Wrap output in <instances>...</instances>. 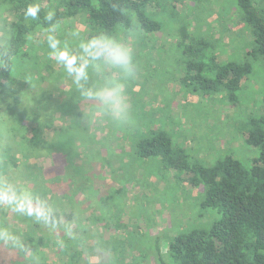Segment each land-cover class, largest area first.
Instances as JSON below:
<instances>
[{"label": "trees", "instance_id": "1", "mask_svg": "<svg viewBox=\"0 0 264 264\" xmlns=\"http://www.w3.org/2000/svg\"><path fill=\"white\" fill-rule=\"evenodd\" d=\"M194 1L200 3L204 12L210 13L213 8L209 4L213 3L221 10L220 3L216 2L218 0ZM229 1L231 9L221 14L223 21L226 20V16H230L234 19L232 24L236 25L235 29L233 25L226 26V30L230 29L232 33L228 37V42H221L223 34L212 30V27H207L208 30L204 31L198 30L201 19L198 13H193L192 16V13H188L180 17L176 5L182 3L181 0H59L52 7L49 1L45 3L44 0H2L1 3L0 19L4 18V22L0 25L2 31L0 34V102L10 100L8 106L12 102L20 104L22 94L30 89L29 74H22L21 67L24 66L23 64L31 66L36 62L33 61V58L37 56L34 52L35 46L29 44L32 40L31 35L41 30L49 31L52 28H59L62 23L71 18L82 17L87 40L100 33L111 34L126 40L130 37L135 54H145L146 49L154 53L155 47L157 60L154 68L165 65L162 63L163 60H167L165 53L174 54L167 65V68L172 71V76L162 82L168 80L176 83L178 89H170V97L167 101L162 103L158 100L157 109H146L151 95L145 93L143 96L140 95V89H133L131 84L134 79L136 83L145 82L146 78L141 81L142 75L139 74V68L146 69V75H149L147 69L149 62L145 59L140 61L136 59L137 71L134 76L136 78H131L126 86L127 98L132 109L131 122L124 126H116L104 119L108 124L106 133L109 141L108 150L113 141L117 140L124 152L121 157L133 154L143 159L157 158L163 168H169L175 181L182 180L188 185L199 188L198 218L185 223L183 231L174 233L168 238L166 252L160 251L159 238L156 239V264H264V0ZM32 6L39 8L35 17L26 14L28 8ZM197 7V4H194L193 9L196 11ZM3 13L7 15V18L3 17ZM50 14L51 19H49ZM193 25L196 27L195 32L190 29ZM162 31L173 35V40L167 45L156 48L155 37ZM229 46L231 47L227 49ZM158 54L163 56L159 57ZM28 60H31V63ZM44 69L49 75L51 67L48 63ZM46 78L47 75L40 74L38 83L34 84L40 92L42 103V105L36 104L35 109H38L36 114L39 113L42 116L46 115L45 110L49 118L50 115L53 117V111L57 112L60 108L53 106L52 92L48 87L41 86L42 80L45 81ZM253 79L260 82L259 88L255 84L252 85ZM60 87L54 84L56 96L59 92L64 93ZM247 87L251 88L253 97L250 103L244 104H249L250 108L245 106L243 118L239 119L241 124L237 125L239 127L237 135L240 134L251 153L238 157L234 150L229 148V151H225L221 157L209 165L197 159L189 162V148L183 142L185 139L173 137L166 129V124L173 129L180 122L181 115L170 109L174 97L180 93L183 96L191 90L198 93L218 92L220 93L218 100L223 102L222 106L231 108L228 110L231 112L235 109L233 108L235 103L243 102L241 90ZM68 94L74 95L73 91L66 92V95ZM160 94L154 93L153 96L157 98ZM68 100H65L64 105H60V110L62 112L63 109L65 110L62 113L63 116H60L71 117L74 122L77 116L82 115V111L76 110L79 108L77 98ZM68 107L71 109L66 110ZM30 108L32 109L33 106ZM164 109L168 114L159 115ZM70 113L72 116H69ZM147 113L150 114L147 115ZM75 114L77 116H74ZM42 118L45 120V117L38 116L24 126L26 131L24 134L27 131L29 133V137L26 135L25 138H28L26 140L34 149L38 148L39 144L44 145L45 142L47 146L53 145L51 142L54 139L48 140L50 142L42 140L44 135L46 136L45 130L54 132V135L59 131L58 126L52 128V120L49 119V123L42 121ZM157 122L158 125H156ZM235 122L238 124V120ZM140 129L144 134H141L142 136ZM59 149L64 157H71L72 161L66 159L65 162L67 172L72 166L71 162L74 165L77 164L75 162L79 157L77 152L79 148L75 143L72 144V149L75 151L73 155H69L64 147ZM32 180L39 182L34 178ZM106 187L102 191L96 188L95 191L98 194H106ZM36 188L45 189L44 196L48 195L49 190L43 182L31 188L29 191L31 195L37 194ZM60 202L54 198L50 200L55 222L45 220V227L37 224L29 225L32 226L30 233L26 231L23 239L17 243L21 259L17 256L18 260L13 261L12 264H72L76 256L87 250L84 243L86 230L70 232L61 227L65 233L60 236L50 233L52 228L58 227L62 215L66 221L71 218L70 213H64L65 210L59 209ZM208 210L218 212L220 217L207 228L199 227V220H205L209 216L206 212ZM99 215L104 217L103 213L99 212ZM108 220L111 223V229L115 228L120 232V229L125 228L124 223L116 222L117 217L114 219L111 216ZM136 229H138L137 225L133 230ZM141 233L142 231L127 232L129 241L134 242L135 237ZM116 239L115 236L110 239L112 259L107 260L108 263L105 264H145L147 259L143 248L118 245ZM49 242L55 247L59 260L57 258L55 261H49L48 256H37L41 246ZM67 246H70L71 250L66 248ZM105 250L104 248L102 251L105 252ZM125 252L133 256L131 262L121 259L125 256ZM133 252L137 254L133 255Z\"/></svg>", "mask_w": 264, "mask_h": 264}, {"label": "rangeland", "instance_id": "2", "mask_svg": "<svg viewBox=\"0 0 264 264\" xmlns=\"http://www.w3.org/2000/svg\"><path fill=\"white\" fill-rule=\"evenodd\" d=\"M44 1L45 3L49 1L52 7L59 0ZM181 2L176 5L180 17L188 13H192L191 16L193 13H198L201 18L198 19L200 24L198 30L204 31L208 30L207 27H212V30H217L223 34L221 42L229 41L228 37L232 33L230 29L226 30V26L233 25L235 29L236 25L232 24L234 19L226 16V20L223 21L221 18V14L231 9L229 0L216 1L220 3L222 11L215 7V3L209 4L213 8L210 13L202 11L200 3L194 0H181ZM1 3L2 0H0V9L2 8ZM194 4L198 6L196 11L193 9ZM3 17L7 18V15L3 13ZM3 22L4 18L0 19V25ZM190 29L195 32V25ZM1 32L0 29V34ZM50 37L58 42L56 49L52 47ZM30 38L32 40L29 44L35 46L34 52L37 55L33 58V61L37 63L34 62L31 66L23 64L24 66L21 67L22 74H29L30 89L22 94L20 104L12 102L8 106L10 100H4L3 103L1 100L0 102V105L3 106H0V189L17 194L16 199L0 202V264H12L13 261L21 259V257L19 258L21 255L17 243L23 239L26 231L30 233L32 226L29 225L46 226L45 219L36 215L35 211L29 214L26 204L20 207V193L31 194L29 192L31 188L39 186L40 182H43L49 192L48 195L44 196L45 189L36 188L37 194L31 195L33 207H35L36 198H39L51 208L50 200L54 198L61 201L59 209L65 210L64 213H70L71 216L66 221V218L62 215L58 227L52 228L50 233L60 236L65 233L62 228L68 229L70 232L73 230H78V232L86 230L88 232L84 233V243L87 250L76 256L72 264L108 263L107 260L112 259L111 254L113 251L110 247V239L113 236L117 238L118 242L116 244L118 245L127 246L128 248H143L147 259L144 263L156 264V239L159 238V249L164 253L166 252L168 238L174 233L183 231L185 223L198 218L199 188L191 186V184L188 185L182 180L175 181L169 168H163L162 163L157 158L143 159L133 156V154L121 157L124 152L119 147V141L117 140L113 141L112 148L110 147V150H108L109 141L106 135L108 124L101 118L99 113H94L91 102L86 101L81 96L80 88L74 82V73H70L69 68L57 58V51L62 48H67L77 55L82 53L80 43L87 41L86 28L82 22V17L71 18L62 23L59 28L34 32ZM127 40H131V38L129 37ZM171 40H173V35L162 31L157 33L154 43L158 48L161 45L169 44ZM230 47H227V49ZM155 50L154 47V53L146 49L145 54H135V59L138 61L145 59L149 62L147 66L149 75H146V69L139 68V74L142 75L141 81H144L145 78L146 80L143 84H140L136 83L134 79L131 84L133 89H140V95L143 96L144 93L151 95V97L148 96L149 101L146 109L153 110L157 109L158 100L163 103L169 99L170 89H178L176 83L175 85L168 80L162 82L172 76V71L167 68V65L173 59L174 54L165 53L167 60H163L162 63L166 66L159 65L154 68L153 66H155L157 60ZM158 56L163 55L158 54ZM49 59H51V62H49ZM28 61L31 63V60ZM46 63L51 67L49 75L48 71L44 69ZM40 74L47 75V80H42L41 86L48 87L52 92L53 106L61 109L60 105H64L65 100L77 98L79 108L76 110L79 111L80 109L82 115L78 117L75 114L74 116H77L76 121L73 122L71 117L68 116L62 118L60 115L63 116L64 109L63 112L60 109L57 112L53 111V117L50 115L49 118L46 116L48 112L45 110L46 115L44 116L39 113L36 114L38 111V109H35L36 104L42 105L40 92L34 86L38 83ZM89 74H91V80L96 79L95 71H92L91 68H89ZM144 74L146 76H143ZM251 83L252 85L255 84L257 88L261 86L260 82L254 79ZM54 84L61 86L60 89L64 93L59 92L56 96ZM72 91L74 95H66V92ZM241 91L243 92V102L241 101L240 104L235 103V107L233 105L235 109L231 112L228 111L231 108L222 106L223 102L218 100L220 98L218 92L198 93V91L191 90L183 96L180 93L174 97L170 109L181 115L180 122L179 125L176 124L173 127L175 131L169 124H166V129L173 137L185 139L183 142L189 148V162L197 159L201 163L209 165L231 148L238 157H244L251 153V150L242 141L240 134L237 135L239 133L237 125L241 124L239 119L243 118L242 114L246 111L245 106L250 108L249 104H244L246 102L250 103L253 95L249 87ZM154 93L161 94L154 98ZM30 106H33V108L31 109ZM70 109L68 107L66 110ZM241 110L243 111L241 112ZM165 112L164 109L159 115L161 113L167 115L168 113ZM150 113H147V115ZM38 116L45 117V120L42 118V121L50 123L49 119L52 120V128L58 126L59 131L54 135V132L45 130L46 136L44 135L42 140L50 142L51 139H54L51 142L53 145L47 146L45 142L44 145L39 144L38 148L34 149L31 143L26 140L28 138H25L26 135L29 137V133L27 131L24 134L26 132L24 126L31 119L35 120ZM69 116H72L71 113ZM236 120H238V124L235 122ZM156 125H158V122ZM140 131V135L143 134L142 129ZM110 136H112L111 132ZM74 143L79 148L77 151L79 157L75 162L77 164L74 165L71 162L72 166L66 172L67 163L65 164V162L66 159L71 160V157H64L63 153L59 152V148H66L67 153L73 155L75 154L72 149ZM33 178L39 182H34ZM104 186H107L106 194H98L95 191L96 188L99 191L104 190ZM64 193L65 195H63ZM105 197H108V199H105ZM99 212L103 213L104 217L99 215ZM206 212L209 213V216L205 220H199V227L207 228L220 217L219 213L214 210ZM111 216L114 219L117 217L116 222L124 223L125 228L120 229V232L115 228L111 229V223L108 220L111 219ZM112 224L114 225V222ZM136 225L138 229L133 230ZM132 231H142L141 234L135 237L134 242H130V237L127 235V232L131 233ZM66 248L71 250L70 246ZM104 248L106 249L105 252L102 251ZM38 252L39 255L37 256H48L49 261H55L58 258L55 247L50 242L41 246ZM136 254V252H133V255ZM132 257L128 252H125V256L120 258L131 262Z\"/></svg>", "mask_w": 264, "mask_h": 264}, {"label": "clouds", "instance_id": "3", "mask_svg": "<svg viewBox=\"0 0 264 264\" xmlns=\"http://www.w3.org/2000/svg\"><path fill=\"white\" fill-rule=\"evenodd\" d=\"M38 11L37 6H32L28 8L26 14L35 17ZM50 40L52 47L56 49L58 42L52 37ZM80 48L81 55L72 53L67 48L59 49L57 58L69 68L70 73H74V82L80 88L81 96L91 102L94 113H99L101 118L111 121L116 126L129 124L132 120V109L127 98L126 86L137 71L133 41L100 33L87 41H82ZM89 68L95 71V80H91ZM20 197V207L26 204L29 214L35 211L36 215L45 220L55 222L53 211L46 202L36 198L33 207L31 194L20 193ZM16 198L15 192L0 189V202Z\"/></svg>", "mask_w": 264, "mask_h": 264}]
</instances>
